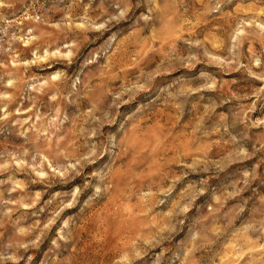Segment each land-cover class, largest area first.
I'll use <instances>...</instances> for the list:
<instances>
[{
    "label": "rangeland",
    "instance_id": "obj_1",
    "mask_svg": "<svg viewBox=\"0 0 264 264\" xmlns=\"http://www.w3.org/2000/svg\"><path fill=\"white\" fill-rule=\"evenodd\" d=\"M0 264H264V0H0Z\"/></svg>",
    "mask_w": 264,
    "mask_h": 264
},
{
    "label": "bare ground",
    "instance_id": "obj_2",
    "mask_svg": "<svg viewBox=\"0 0 264 264\" xmlns=\"http://www.w3.org/2000/svg\"><path fill=\"white\" fill-rule=\"evenodd\" d=\"M181 4V3H180ZM200 5V4H199Z\"/></svg>",
    "mask_w": 264,
    "mask_h": 264
}]
</instances>
